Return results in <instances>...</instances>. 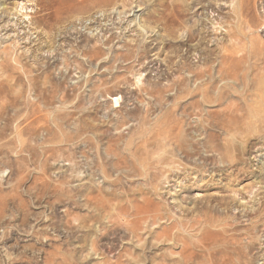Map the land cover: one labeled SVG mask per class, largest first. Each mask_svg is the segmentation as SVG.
Here are the masks:
<instances>
[{"label": "rangeland", "instance_id": "1", "mask_svg": "<svg viewBox=\"0 0 264 264\" xmlns=\"http://www.w3.org/2000/svg\"><path fill=\"white\" fill-rule=\"evenodd\" d=\"M210 254L264 264V0H0V264Z\"/></svg>", "mask_w": 264, "mask_h": 264}, {"label": "bare ground", "instance_id": "2", "mask_svg": "<svg viewBox=\"0 0 264 264\" xmlns=\"http://www.w3.org/2000/svg\"><path fill=\"white\" fill-rule=\"evenodd\" d=\"M234 82L238 83V82H242V80H240L239 78H233ZM119 99L120 98H115L114 101H115V104H118L119 102ZM227 110L229 113H236L238 110H239V107L234 105V104H231L227 107ZM253 216L250 217V219L248 221H250L251 223H253L255 225V223L257 222V219L259 218V214L258 213H254L252 214ZM260 221V220H259ZM257 224V223H256ZM240 253V252H239ZM111 254V253H110ZM223 254V253H222ZM221 255V254H220ZM243 255V254H242ZM231 257V256H230ZM233 257V255H232ZM216 254L214 255H211L210 254V259H211V264H232L231 260L228 258H226L225 256H223L222 258V255H221V258H218L216 259ZM237 258V257H235ZM244 258V257H243ZM242 259V257H241ZM241 261V260H240ZM210 262V261H209ZM235 262V261H234ZM239 262V261H238Z\"/></svg>", "mask_w": 264, "mask_h": 264}]
</instances>
